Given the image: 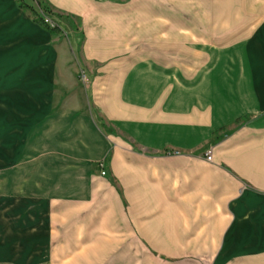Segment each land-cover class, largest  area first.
<instances>
[{
  "label": "crops",
  "instance_id": "obj_1",
  "mask_svg": "<svg viewBox=\"0 0 264 264\" xmlns=\"http://www.w3.org/2000/svg\"><path fill=\"white\" fill-rule=\"evenodd\" d=\"M217 2L44 0L56 32L0 0V112L29 111L0 140L22 133L30 186L0 196V264H77L106 245L150 247L165 264H264V0L231 2L225 15ZM185 5L197 36L175 23ZM224 17L237 26L224 30ZM65 18L80 31L98 121L70 109L42 116L51 44L73 33ZM67 232L74 247L63 255L53 243L50 254L48 237Z\"/></svg>",
  "mask_w": 264,
  "mask_h": 264
},
{
  "label": "rangeland",
  "instance_id": "obj_2",
  "mask_svg": "<svg viewBox=\"0 0 264 264\" xmlns=\"http://www.w3.org/2000/svg\"><path fill=\"white\" fill-rule=\"evenodd\" d=\"M42 3V5H45L44 0H38ZM191 1V0H188ZM221 2H217V6L219 7L218 10L222 14H226L228 10L231 8V2L239 3V7H241V4L243 5L244 0H220ZM31 5H35L33 3V0H31ZM46 6V5H45ZM180 7V4L177 5ZM189 5H185V12L176 11L175 13V20L176 24H178L180 27H184L185 29H195L191 32L195 36L199 34L198 31V20H196L197 17H193L189 15L190 12H186V9H188ZM192 7H197L192 6ZM48 8V7H47ZM43 12L46 17L50 19L51 22L58 24L51 19L50 14L47 13L42 7L36 6V14L35 17H39V12ZM181 13V14H180ZM230 18V17H229ZM66 23L68 24L69 28L72 29L73 33L71 34L67 28H64V32L60 36H58L59 41L53 42L51 46H53L52 51V58L49 60L51 62V68L49 71L48 76V85L46 86V98L48 99L46 105V113H44L42 116H45L46 114L49 115L50 113L63 110V109H70V110H76L81 113L91 114L95 120H99L97 110L93 106V103L91 102L89 98V86H88V78L87 73L85 70L84 65L82 64L79 54L77 53V46L80 43L81 35L78 28V25L75 21L69 18H65ZM224 30L226 28H235L237 24L233 25L231 24L230 19H226L224 17ZM239 25H241V22H239ZM233 26V27H232ZM176 28H178L176 26ZM239 28V27H237ZM236 28V29H237ZM150 39V38H146ZM176 40H179L180 37H175ZM149 43V41H148ZM64 44V48H62V45ZM66 47V48H65ZM193 50L194 48H190ZM82 74L85 75V80L82 79ZM7 75V74H6ZM2 86H0L1 88ZM34 89L36 88H29L31 93H34ZM36 93V92H35ZM3 105V104H2ZM5 105V103H4ZM1 108V107H0ZM18 109V108H17ZM3 111L2 114L0 112V123H9L10 126L6 127L3 130V133H0V138H3L7 135H13V130L19 126H23L22 123H19L21 121V117H23V113H27L29 111L25 110V112H18L14 110H7ZM34 113V112H33ZM31 114V113H30ZM33 115V114H31ZM35 115V113H34ZM9 116V118H8ZM6 117V118H4ZM30 118V117H28ZM20 119V121H18ZM41 119V118H40ZM38 122V121H37ZM35 122V123H37ZM33 123V124H35ZM29 130V134H27V138L33 135L32 129ZM26 126V125H25ZM30 129V127H29ZM0 132H1V126H0ZM16 134V133H15ZM2 135V137H1ZM22 133L18 132L14 140H9L7 138H4L3 140H0V196L6 197L12 196L13 194H17L16 192H19L21 190L29 189L30 186L26 185L22 181V171H23V160L25 158L23 157V149H22ZM19 146L18 149L15 151L14 155H11V157H7L6 148L9 146ZM3 155H2V153ZM173 154L178 153V150L172 151ZM211 156V150L207 149L203 156L207 161H211L207 159V156ZM29 184V183H27ZM25 185V187H24ZM56 186H58L57 183L47 182L46 184V191H55ZM32 187V186H31ZM7 200V199H5ZM2 203H0L1 206ZM4 204V203H3ZM69 215V213H68ZM51 241L48 246L51 245L50 248V254H54V248L55 246H52L53 243H56L57 245H60L63 243V246H59V248H62L64 252H57L59 255L62 253L63 255L67 254L69 250L74 247V240L72 241L71 232H67L63 235L55 236L53 233L51 237H48ZM108 241H104V244H106ZM153 248L150 247H142V255H140L139 252L137 254H133L129 251V248H123L119 246H100V247H94L91 249L88 258V261H82L77 264H106L104 263L103 259L111 255V260H114L115 258L121 256V255H136L137 262H141L142 264H165L167 262V259L163 255L156 254L152 250ZM139 256V257H138ZM204 263V262H203ZM205 264V263H204Z\"/></svg>",
  "mask_w": 264,
  "mask_h": 264
},
{
  "label": "trees",
  "instance_id": "obj_3",
  "mask_svg": "<svg viewBox=\"0 0 264 264\" xmlns=\"http://www.w3.org/2000/svg\"><path fill=\"white\" fill-rule=\"evenodd\" d=\"M17 3L19 5V7L28 10L34 17H35V14H36V6L37 7H42L47 13L50 14V11L47 8V6L42 5V3L39 2L38 0H33V3H35V5L28 4L24 0H17ZM35 19L39 23H41L45 28L49 29L50 31H56V32L57 31H60V27L59 26L49 27L48 25H46L45 23H43L40 18L35 17Z\"/></svg>",
  "mask_w": 264,
  "mask_h": 264
},
{
  "label": "built area",
  "instance_id": "obj_4",
  "mask_svg": "<svg viewBox=\"0 0 264 264\" xmlns=\"http://www.w3.org/2000/svg\"><path fill=\"white\" fill-rule=\"evenodd\" d=\"M38 16H39L38 18H40L41 21H42L43 23H45L46 25H48L49 27H54V26H56V24H54L53 22H51L50 19H49L48 17H46L45 14H44L43 12H41V10H40ZM82 79L85 80V75H84V74H82ZM207 159H208V160H211V156L208 155V156H207ZM100 173L103 175L105 172H104L103 170H101Z\"/></svg>",
  "mask_w": 264,
  "mask_h": 264
}]
</instances>
